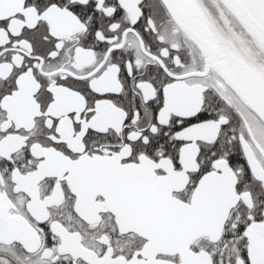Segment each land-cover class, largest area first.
<instances>
[{"label": "snow or ice", "instance_id": "snow-or-ice-1", "mask_svg": "<svg viewBox=\"0 0 264 264\" xmlns=\"http://www.w3.org/2000/svg\"><path fill=\"white\" fill-rule=\"evenodd\" d=\"M0 264H264V0H0Z\"/></svg>", "mask_w": 264, "mask_h": 264}]
</instances>
